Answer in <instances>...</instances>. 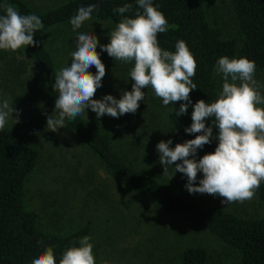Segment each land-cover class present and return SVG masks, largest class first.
Instances as JSON below:
<instances>
[{"label": "rangeland", "instance_id": "obj_1", "mask_svg": "<svg viewBox=\"0 0 264 264\" xmlns=\"http://www.w3.org/2000/svg\"><path fill=\"white\" fill-rule=\"evenodd\" d=\"M24 1L42 13L56 8L65 0ZM204 10L209 24L221 29L224 37L237 34L235 14L228 0H205ZM79 32L93 33L99 44H106L111 30L106 21L96 19L84 22L76 31H73L70 21L50 28L44 41L58 70L70 66ZM99 44L97 51L100 52L106 74L93 98L100 99L105 94H111L119 99L124 90L131 91L133 81L129 73L134 62L114 60L107 52L101 51ZM89 71L95 74L96 69L92 66ZM254 79L264 96V70L255 71ZM214 80L220 93L224 82L222 74L215 72ZM236 83L239 84V81ZM142 91L145 92L144 100L139 102L140 106L134 114L128 113L118 118L105 114L98 118L95 112L86 109L84 116L99 126L109 128L117 139L121 137L125 140L140 134L141 122H151L144 135L152 142L145 150L138 146L142 155L140 151L137 154L128 153L118 145L129 160L150 175L168 181L190 199L239 216H264V203L256 196L243 203H222L218 195L189 193L185 187L187 177L174 171L175 164L169 166L167 173H163L164 165L159 162L156 145L161 140L171 139L170 147L175 146L164 128V116L171 105L164 106L151 88ZM3 99L13 101L12 107L20 110L19 122L14 123L10 116L6 126L21 131L26 142L40 152L38 163L24 185L26 206L37 214L40 228L68 234L90 222L88 236L99 264H181L180 252L190 246H202L207 250L208 260L205 264L240 263L238 250L217 241L206 230L166 215L146 198L136 196L81 148L65 127L56 132L48 130L47 116H58L49 103L47 91L35 73L34 63L25 48L0 53V100ZM12 116L15 117L16 112ZM126 119L129 121L125 122ZM195 158L200 157L195 154ZM202 176V172L198 173L194 183L198 184Z\"/></svg>", "mask_w": 264, "mask_h": 264}, {"label": "trees", "instance_id": "obj_2", "mask_svg": "<svg viewBox=\"0 0 264 264\" xmlns=\"http://www.w3.org/2000/svg\"><path fill=\"white\" fill-rule=\"evenodd\" d=\"M204 2L152 0L153 5L163 12L169 25L166 32L158 34L160 47L174 52L176 42L183 40L196 59L197 69L192 80L197 88L190 93L192 104L198 99L208 103L216 99L219 91L214 74L221 56H243L255 62V71L264 70V0H228L237 26V34L232 37H224L221 29L209 24ZM89 4L97 5L92 19L106 21L111 31L124 16H132L138 10L136 0H65L56 8L41 13L24 0H0V15L6 14L5 5H11L22 15H38L43 23V27L33 37L39 43L25 46V51L34 63L35 73L43 82L49 103L57 116L55 99L58 92L53 85L58 68L44 39L50 28L69 22L79 7ZM124 4H132V9L124 14L113 11ZM180 103H173L164 116L165 131L175 144L193 139L196 135L185 132V128L191 125L192 106L189 105L186 114L177 116L176 110ZM133 121L136 127L134 117ZM205 123L212 127L213 137L211 143L197 149L199 157L214 151L217 144L215 125L211 119ZM139 127L140 134L130 136L133 138L127 137V141L121 137L117 139L109 128L91 122L84 115L72 120L65 118V128L80 147L136 196L146 198L166 215L206 230L217 241L238 250L239 264H264V216H239L205 205L190 199L168 181L150 175L137 166L118 145L128 153L137 154L140 151L142 155L138 146L145 150L148 143L152 142L144 135L147 128L151 127V122H141ZM39 154V150L29 145L18 129L6 126L0 130V264H31L34 256L45 247H52L59 264L65 249L78 246L79 239L89 235L90 222L68 234L38 226L37 214L26 206L24 185L38 163ZM255 196L264 203V182L256 189ZM207 260L208 252L202 246L187 247L179 255L181 264H205Z\"/></svg>", "mask_w": 264, "mask_h": 264}, {"label": "clouds", "instance_id": "obj_3", "mask_svg": "<svg viewBox=\"0 0 264 264\" xmlns=\"http://www.w3.org/2000/svg\"><path fill=\"white\" fill-rule=\"evenodd\" d=\"M136 3L138 10L119 21L108 43L99 44L93 33H77L70 66L61 67L55 74L53 87L58 92L55 99L58 117L47 116V129L56 132L65 127V118L72 120L85 115L86 109H91L98 118L105 114L113 118L134 114L139 102L144 100L142 89L151 88L164 106L181 102L177 116L186 114L189 105L192 106L191 125L185 132L196 134L193 139L176 143L174 147H170L171 139L157 143L163 173L175 164L174 171L187 177L185 187L189 193L218 195L222 203L253 199L256 189L264 182V107H261L264 96L254 79L255 62L243 56H221L215 71L223 76L222 91L213 102L198 99L192 104L190 93L197 88L192 80L197 69L194 55L183 40L176 42L174 52L161 48L158 34L168 30L166 17L152 0H136ZM96 8V4L79 7L70 18L73 31L92 20ZM131 9L132 4H124L113 11L124 14ZM5 13L0 15V50L14 52L39 43L33 38L43 27L38 15H22L11 5H5ZM98 44L101 51L114 60L134 62L129 73L133 81L131 91L124 90L119 99L111 94L93 98L106 74ZM92 66L95 74L89 71ZM12 103L8 99L0 100V130L6 127L10 116L14 123L19 122L20 110L14 109ZM13 112H16L15 117ZM209 119L217 129V144L214 151L196 159L197 149L211 143L213 137L212 127L205 123ZM201 172L199 183H194ZM31 264H57L52 247L37 253ZM59 264H96L90 237L83 236L78 246L65 249Z\"/></svg>", "mask_w": 264, "mask_h": 264}]
</instances>
